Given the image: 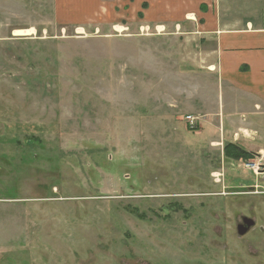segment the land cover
Masks as SVG:
<instances>
[{"label": "rangeland", "instance_id": "obj_1", "mask_svg": "<svg viewBox=\"0 0 264 264\" xmlns=\"http://www.w3.org/2000/svg\"><path fill=\"white\" fill-rule=\"evenodd\" d=\"M115 4L0 0V264H264V154L226 155L204 35Z\"/></svg>", "mask_w": 264, "mask_h": 264}, {"label": "crops", "instance_id": "obj_2", "mask_svg": "<svg viewBox=\"0 0 264 264\" xmlns=\"http://www.w3.org/2000/svg\"><path fill=\"white\" fill-rule=\"evenodd\" d=\"M112 1L117 2L114 12H128L129 21L138 10H144V18L150 22L176 20V28L193 25L199 35H204L200 48L207 69L199 73L225 89V98H219L216 110L207 114L215 121L210 122L223 132L224 140L228 137L225 131L235 130L233 139L226 141L255 155L259 151L264 154V0ZM117 22L121 26V20ZM244 132L249 138L255 136L257 143L242 139L247 134Z\"/></svg>", "mask_w": 264, "mask_h": 264}, {"label": "trees", "instance_id": "obj_3", "mask_svg": "<svg viewBox=\"0 0 264 264\" xmlns=\"http://www.w3.org/2000/svg\"><path fill=\"white\" fill-rule=\"evenodd\" d=\"M226 155H230L231 157L235 158L236 160L238 158L242 159H250L254 153L248 152L239 145L233 144V143H227L226 145Z\"/></svg>", "mask_w": 264, "mask_h": 264}, {"label": "built area", "instance_id": "obj_4", "mask_svg": "<svg viewBox=\"0 0 264 264\" xmlns=\"http://www.w3.org/2000/svg\"><path fill=\"white\" fill-rule=\"evenodd\" d=\"M187 118H188V120L190 121V123H189V125H190V127L192 128V129H196L198 126H199V122L197 121H195V116H193V115H188L187 116ZM263 155V154H262ZM264 156V155H263ZM259 157H256V159H258ZM264 158V157H263ZM256 159H254L253 161H255ZM247 167L250 169V170H252V171H254V172H256L257 173V171H259L260 172V176H263L264 175V167H263V165H261V164H257V162H255V163H252V165H250V164H247Z\"/></svg>", "mask_w": 264, "mask_h": 264}, {"label": "water", "instance_id": "obj_5", "mask_svg": "<svg viewBox=\"0 0 264 264\" xmlns=\"http://www.w3.org/2000/svg\"><path fill=\"white\" fill-rule=\"evenodd\" d=\"M255 225V221L252 218L244 217L243 223L239 224L237 227L238 234L244 235L248 230Z\"/></svg>", "mask_w": 264, "mask_h": 264}, {"label": "bare ground", "instance_id": "obj_6", "mask_svg": "<svg viewBox=\"0 0 264 264\" xmlns=\"http://www.w3.org/2000/svg\"><path fill=\"white\" fill-rule=\"evenodd\" d=\"M22 32H24V31H22ZM26 32H27V30H26Z\"/></svg>", "mask_w": 264, "mask_h": 264}]
</instances>
